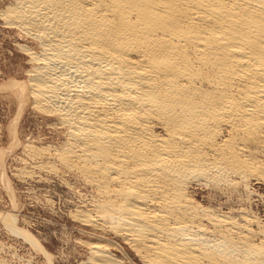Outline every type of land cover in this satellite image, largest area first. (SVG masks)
<instances>
[{
  "label": "bare ground",
  "instance_id": "bare-ground-1",
  "mask_svg": "<svg viewBox=\"0 0 264 264\" xmlns=\"http://www.w3.org/2000/svg\"><path fill=\"white\" fill-rule=\"evenodd\" d=\"M4 1V24L34 44L6 88L65 132L53 151L23 150L92 186L76 219L145 264H264V219L195 197L264 181V0ZM112 242H88L94 264H127Z\"/></svg>",
  "mask_w": 264,
  "mask_h": 264
},
{
  "label": "rangeland",
  "instance_id": "rangeland-1",
  "mask_svg": "<svg viewBox=\"0 0 264 264\" xmlns=\"http://www.w3.org/2000/svg\"><path fill=\"white\" fill-rule=\"evenodd\" d=\"M4 2L0 0V4ZM3 24L0 18V212L15 215L17 227L27 230L41 246L22 233L10 231L0 218V264H94L88 242L100 240H113V251L127 264H145L122 237L76 219L73 213L78 209L91 208L88 202L95 193L91 185L61 165L57 171L37 168L26 155L27 144L51 147L53 151L64 141L65 132L32 106L20 110L15 96L6 88L13 79L27 78L31 62L20 44H34ZM263 195L264 181L256 179L251 180L250 188L241 186L235 198L217 195L204 185L195 190V197L204 205L212 204L223 211L242 207L262 219Z\"/></svg>",
  "mask_w": 264,
  "mask_h": 264
}]
</instances>
